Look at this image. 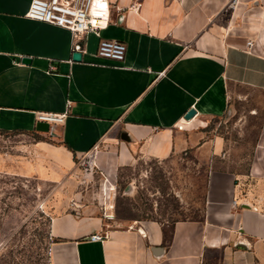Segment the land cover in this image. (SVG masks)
Returning a JSON list of instances; mask_svg holds the SVG:
<instances>
[{"label":"crops","instance_id":"0c3cea01","mask_svg":"<svg viewBox=\"0 0 264 264\" xmlns=\"http://www.w3.org/2000/svg\"><path fill=\"white\" fill-rule=\"evenodd\" d=\"M31 2L0 0V175L59 184L98 148L108 176L188 154L207 173L197 218L115 226L79 205L56 213L52 263L264 264V124L249 160L209 125L248 92L264 116V54L223 23L231 0H109L112 23L81 38L82 62L70 31L27 17ZM101 39L124 42L125 60L99 57ZM40 113L65 120L45 131Z\"/></svg>","mask_w":264,"mask_h":264},{"label":"rangeland","instance_id":"374dc122","mask_svg":"<svg viewBox=\"0 0 264 264\" xmlns=\"http://www.w3.org/2000/svg\"><path fill=\"white\" fill-rule=\"evenodd\" d=\"M222 18L245 46L254 42L264 54V0H231ZM261 99L260 93L248 92L246 99H236L230 115L209 122L212 131L234 146L238 159L249 160L260 135ZM99 151L79 158L76 173L59 184L0 175V264H53L51 219L76 205L115 226L201 215L207 173L194 155L167 161L141 158L108 176L96 166Z\"/></svg>","mask_w":264,"mask_h":264},{"label":"built area","instance_id":"2783aa9c","mask_svg":"<svg viewBox=\"0 0 264 264\" xmlns=\"http://www.w3.org/2000/svg\"><path fill=\"white\" fill-rule=\"evenodd\" d=\"M27 17L70 31L73 37L78 39L74 43L73 53H82L84 45L81 38L90 33L99 35L112 23V6L109 0H32ZM246 45L250 48L253 43L248 41ZM126 54L127 46L124 42L100 40L97 50L99 57L113 62H123ZM37 118L40 122L48 124H62L65 114L40 113ZM103 239L104 237L98 234L91 236L92 242Z\"/></svg>","mask_w":264,"mask_h":264},{"label":"water","instance_id":"95a60500","mask_svg":"<svg viewBox=\"0 0 264 264\" xmlns=\"http://www.w3.org/2000/svg\"><path fill=\"white\" fill-rule=\"evenodd\" d=\"M72 59H73L74 62H82L83 54L80 53V52H75V53H73ZM23 61L25 63H30L31 62V60L29 58H24ZM195 115H196V111L192 109L186 114L185 119L190 121L192 118L195 117ZM41 126L45 127V131H48L49 128H50V125L48 123H42ZM124 138L126 140H128V137L126 135L124 136Z\"/></svg>","mask_w":264,"mask_h":264}]
</instances>
